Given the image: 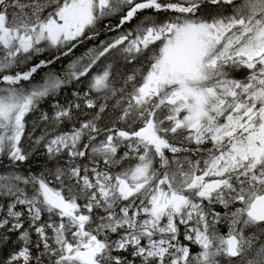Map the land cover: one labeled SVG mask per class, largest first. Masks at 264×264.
<instances>
[{"label": "snow or ice", "instance_id": "snow-or-ice-1", "mask_svg": "<svg viewBox=\"0 0 264 264\" xmlns=\"http://www.w3.org/2000/svg\"><path fill=\"white\" fill-rule=\"evenodd\" d=\"M0 264H264V0H0Z\"/></svg>", "mask_w": 264, "mask_h": 264}, {"label": "trees", "instance_id": "trees-1", "mask_svg": "<svg viewBox=\"0 0 264 264\" xmlns=\"http://www.w3.org/2000/svg\"><path fill=\"white\" fill-rule=\"evenodd\" d=\"M105 23H112V24H115L114 21L112 20H106ZM135 23V21L133 22ZM99 39H106V35L104 34V32L102 31V35L98 38ZM98 40L97 41H87L85 42L84 44H81L79 45L76 49H75V53L72 55V56H80L82 53H84L86 51V49L88 47H92L94 43H98ZM70 56V57H72ZM70 57H67V58H64L62 61L58 62L54 68L55 70L57 69H60V67L63 65V64H66L69 60H70ZM43 58V57H41ZM35 62V61H34ZM48 69H42L40 72H38L35 77H34V80L35 81H40L41 80V77L45 74V72H47ZM236 78H241V73H236ZM67 90L68 89H65V90H62V92L60 93L58 99L60 100L61 103H64L65 101V98L67 96ZM43 109L46 110V111H50V103H44L42 105ZM32 117H29V120H31ZM29 127L31 128V124H29ZM38 134V133H37ZM32 170L33 171H38L39 170V158H34L33 162H32ZM196 251H198V249L193 246L192 247V252L195 253Z\"/></svg>", "mask_w": 264, "mask_h": 264}, {"label": "bare ground", "instance_id": "bare-ground-1", "mask_svg": "<svg viewBox=\"0 0 264 264\" xmlns=\"http://www.w3.org/2000/svg\"><path fill=\"white\" fill-rule=\"evenodd\" d=\"M112 21H114V23H116V20L115 19H111ZM105 22L106 21H104V22H102V24L100 25V27H101V30L103 29V24H105ZM101 33H102V31H101ZM76 57H78V56H72V57H70V60L66 63V64H63L61 67H60V69L62 68V67H64V66H66L72 59H75ZM60 69H57V71H59ZM94 71H95V69H94ZM81 90H83V89H81ZM70 92H71V89H68L67 90V98H70Z\"/></svg>", "mask_w": 264, "mask_h": 264}, {"label": "flooded vegetation", "instance_id": "flooded-vegetation-1", "mask_svg": "<svg viewBox=\"0 0 264 264\" xmlns=\"http://www.w3.org/2000/svg\"><path fill=\"white\" fill-rule=\"evenodd\" d=\"M116 22H117V21H116ZM101 35H102V33H101ZM101 35H100V36H101ZM74 53H75V50H74ZM74 53H73V54H74ZM57 63H58V62H57Z\"/></svg>", "mask_w": 264, "mask_h": 264}]
</instances>
